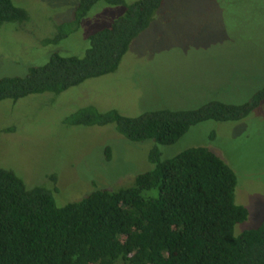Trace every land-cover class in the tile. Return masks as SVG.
Here are the masks:
<instances>
[{
  "label": "rangeland",
  "instance_id": "374dc122",
  "mask_svg": "<svg viewBox=\"0 0 264 264\" xmlns=\"http://www.w3.org/2000/svg\"><path fill=\"white\" fill-rule=\"evenodd\" d=\"M167 1L115 73L59 95L0 101L1 169L14 172L29 189L50 190L49 177L56 176L58 206L80 202L96 190L131 187L138 175L153 169L149 153L157 144L131 142L114 125L66 124L68 118L90 106L133 118L163 109L192 110L211 101L242 105L264 87V0ZM12 2L29 19L0 29V79L24 78L53 54L82 57L88 38L124 13L120 6L99 3L78 31L52 44L47 40L71 22L80 0ZM158 147L164 160L195 147L213 151L235 172V202L250 212L236 235L261 225L264 101L245 119L203 122L176 144Z\"/></svg>",
  "mask_w": 264,
  "mask_h": 264
},
{
  "label": "trees",
  "instance_id": "16d2710c",
  "mask_svg": "<svg viewBox=\"0 0 264 264\" xmlns=\"http://www.w3.org/2000/svg\"><path fill=\"white\" fill-rule=\"evenodd\" d=\"M166 1L80 0L71 22L60 25L48 43L78 31L99 3L120 6L124 13L88 38L82 57L53 54L24 78L0 79V101L59 95L115 73ZM28 19L12 0H0V29ZM263 101L264 87L242 105L211 101L192 110L163 109L133 118L116 110L80 109L65 123L114 125L131 142L156 143L149 153L153 169L138 175L131 187L96 190L80 202L58 206L56 176L49 177L50 190L29 189L14 172L0 168V264H264V219L256 229L235 233L250 215L235 202V172L205 147L165 160L158 147L176 144L203 122L245 119ZM106 156L111 159L110 149Z\"/></svg>",
  "mask_w": 264,
  "mask_h": 264
}]
</instances>
